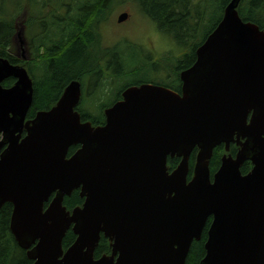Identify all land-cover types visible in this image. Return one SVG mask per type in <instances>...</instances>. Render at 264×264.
Listing matches in <instances>:
<instances>
[{
    "label": "water",
    "instance_id": "obj_1",
    "mask_svg": "<svg viewBox=\"0 0 264 264\" xmlns=\"http://www.w3.org/2000/svg\"><path fill=\"white\" fill-rule=\"evenodd\" d=\"M239 2H229L181 72L180 94L129 87L100 126L75 110L78 81L26 120L32 79L0 57V208L12 205L9 231L32 264H185L208 220L199 264H264V32L239 18ZM14 41L26 61L22 26ZM72 146L79 148L68 157ZM167 158L180 159L170 173ZM74 190L83 204L69 212L63 199ZM70 228L75 240L64 251ZM100 235L111 253L95 259Z\"/></svg>",
    "mask_w": 264,
    "mask_h": 264
},
{
    "label": "trees",
    "instance_id": "obj_2",
    "mask_svg": "<svg viewBox=\"0 0 264 264\" xmlns=\"http://www.w3.org/2000/svg\"><path fill=\"white\" fill-rule=\"evenodd\" d=\"M9 1L12 10L5 12L0 18V57L12 65L26 68L32 78V104L26 119H32L39 111L49 110L65 87L71 81H78L81 85V98L75 110L80 114L82 122L100 126L105 122L104 109L114 100L120 99L119 94L125 88L153 84L180 93L181 72L194 64L197 48L221 21L224 9L231 0H123L135 2L140 12L184 52L180 56L168 54L157 58L147 56L140 50L138 53L128 49L130 52L123 53L116 45L104 55L105 59L112 60L106 61L107 65L103 66L109 69L108 77L103 76V67L95 64L101 47L93 29L106 18L116 0ZM237 12L243 22L252 23L260 31H264V0H240ZM19 19L29 38V49L33 57L31 62H23L16 57L14 36ZM116 59L121 68L120 77L111 73ZM117 79L120 80L116 82ZM125 79L127 81L123 84ZM111 80L116 82L114 87L108 84ZM14 82L13 78H9L2 86L9 88ZM95 82H98L97 85ZM83 92H86L85 95ZM85 103L99 109L98 114L82 110L81 106ZM78 148L79 146L70 147L67 156H71ZM236 151V146L231 144L228 153L234 156ZM196 153L197 149H194L189 157L188 180L192 176ZM224 153L223 145L213 150L209 161L211 176L217 171ZM179 161L177 158H167L169 173L178 166ZM250 168V163L244 162L240 171L244 175ZM82 204L83 199L79 197L78 190L63 199V205L69 212ZM11 212L12 206L8 203L0 209V264H32L25 251L16 245L9 231ZM209 224L210 220L207 221L200 240L192 242L185 264H199L204 257ZM74 240L75 236L70 228L62 241L63 250L69 248ZM110 253L109 241L100 235L94 258Z\"/></svg>",
    "mask_w": 264,
    "mask_h": 264
},
{
    "label": "rangeland",
    "instance_id": "obj_3",
    "mask_svg": "<svg viewBox=\"0 0 264 264\" xmlns=\"http://www.w3.org/2000/svg\"><path fill=\"white\" fill-rule=\"evenodd\" d=\"M69 1V0H65ZM123 0H116L113 5H111L110 12L104 20H101L95 27L94 32L99 38V47L101 51L96 56L95 64L97 66L104 63V55L109 50H112L116 45L119 50L124 53L135 51L139 53L142 51L147 56L160 57L168 54H173L175 56H180L183 54L184 50L177 46L174 41L161 33L156 25L146 16H144L136 3L127 2ZM11 2L8 0H0V18L5 12H10L12 10ZM126 12L128 17L122 23H118V17ZM20 19L17 20V26L20 28ZM130 49V51H128ZM15 52L18 59L22 58V52L19 49L18 42L15 41ZM104 52V53H102ZM112 61V60H111ZM111 73L118 74L120 77V66L117 65V59L114 61ZM164 72V71H163ZM162 75V73L160 74ZM159 75V76H160ZM94 80V78H92ZM120 80V79H119ZM118 79L116 80L119 81ZM127 81L124 80L123 84ZM99 82V81H98ZM98 82H95L96 85ZM112 80L108 82L111 87H114ZM89 83V82H88ZM86 92L82 94L85 95ZM90 97L91 95L88 94ZM82 110L92 112L97 115V108L90 107L88 103L81 106ZM88 108V109H87ZM97 113V114H96Z\"/></svg>",
    "mask_w": 264,
    "mask_h": 264
},
{
    "label": "flooded vegetation",
    "instance_id": "obj_4",
    "mask_svg": "<svg viewBox=\"0 0 264 264\" xmlns=\"http://www.w3.org/2000/svg\"><path fill=\"white\" fill-rule=\"evenodd\" d=\"M133 3H135V2H133ZM138 6V5H137ZM26 19V18H25ZM24 30H25V41H26V56H27V60H26V62H31L32 60H33V57H32V52L30 51V49H29V38H28V36L26 35V28H24ZM29 30L30 31H32V28H29ZM110 60H111V58H109V59H105L104 60V64H99V67H103V66H106L107 65V63H106V61L107 62H110ZM110 66V65H109ZM102 73H103V76L104 77H108L109 75H110V73H109V69L107 68V67H103V69H102ZM126 89V88H125ZM124 89V90H125ZM123 90V91H124ZM122 91V92H123ZM122 92L119 94V96H120V99H121V95H122ZM120 99H117V100H114V102L113 103H115V102H117V101H119ZM5 149V147H3L2 148V150H4ZM1 150V151H2ZM6 204V203H5ZM9 204V203H8ZM11 205V204H10ZM3 206V205H2ZM12 206V205H11ZM1 209V208H0Z\"/></svg>",
    "mask_w": 264,
    "mask_h": 264
},
{
    "label": "bare ground",
    "instance_id": "obj_5",
    "mask_svg": "<svg viewBox=\"0 0 264 264\" xmlns=\"http://www.w3.org/2000/svg\"><path fill=\"white\" fill-rule=\"evenodd\" d=\"M175 29V28H174Z\"/></svg>",
    "mask_w": 264,
    "mask_h": 264
}]
</instances>
